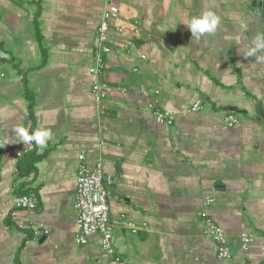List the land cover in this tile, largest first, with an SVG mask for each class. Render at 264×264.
I'll return each mask as SVG.
<instances>
[{"label":"crops","instance_id":"obj_1","mask_svg":"<svg viewBox=\"0 0 264 264\" xmlns=\"http://www.w3.org/2000/svg\"><path fill=\"white\" fill-rule=\"evenodd\" d=\"M251 3L0 0V144L9 141L0 146V264H109L100 234L77 242L81 155L91 168L104 164L125 264H264V61L243 54L264 16ZM109 4L119 9L104 74L114 90L99 104L90 68ZM207 10L220 18L216 31L193 36L182 20ZM199 99L204 108L191 112ZM152 101L173 113L172 125L157 121ZM227 107L239 110L233 127ZM16 126L51 139L26 147ZM23 194L38 199L36 211L15 209ZM210 197L226 260L201 218ZM122 215L148 228L134 234Z\"/></svg>","mask_w":264,"mask_h":264},{"label":"built area","instance_id":"obj_2","mask_svg":"<svg viewBox=\"0 0 264 264\" xmlns=\"http://www.w3.org/2000/svg\"><path fill=\"white\" fill-rule=\"evenodd\" d=\"M118 14L119 9L117 6L112 4L107 5L98 27V44L90 72L95 78L92 88L99 104H102L104 97L111 94L114 90L104 74L106 55L112 52L110 43L112 22L118 17ZM159 93V91L156 92V94ZM148 107L159 123L173 124V113L161 108L156 101L148 103ZM203 108L204 100L199 99L191 107V112H199ZM239 122L240 119L234 112H227L223 118V123L229 127H233L239 124ZM85 160V155H81L80 166L77 171V192L74 202V208L78 216L77 242L79 244H86L90 236L100 234L101 248L107 255L109 264H125L114 241L115 231L111 224L108 190L110 180L105 178L104 164L100 162L96 167L91 168ZM213 203L214 199L212 197L207 198L205 209L201 212V218L206 223L209 236L217 244L218 257L226 260L232 257V251L223 227L209 213V209ZM15 209L27 212L36 211L38 209V199L32 194L20 195L15 202ZM120 221L125 229H129L134 234L143 228H148L147 223H138L126 215H122ZM252 241L251 235H243L242 248L247 250Z\"/></svg>","mask_w":264,"mask_h":264},{"label":"clouds","instance_id":"obj_3","mask_svg":"<svg viewBox=\"0 0 264 264\" xmlns=\"http://www.w3.org/2000/svg\"><path fill=\"white\" fill-rule=\"evenodd\" d=\"M182 23L190 29L193 36L200 37L206 33H214L220 23V18L214 11L207 10L197 16L182 20ZM261 52H264V33H257L254 38L253 46L249 47L243 54L245 57H255L258 61H264V55H258V53ZM13 132L16 136L17 142H23L26 147L35 142L38 148L45 147L47 141L51 139L52 135L49 130L44 128L36 129L30 132L24 126L14 127ZM5 144H0V146Z\"/></svg>","mask_w":264,"mask_h":264},{"label":"water","instance_id":"obj_4","mask_svg":"<svg viewBox=\"0 0 264 264\" xmlns=\"http://www.w3.org/2000/svg\"><path fill=\"white\" fill-rule=\"evenodd\" d=\"M260 0H252V10L251 13L258 19V20H263V16H264V12L260 11ZM263 4V3H262ZM8 58V55L0 50V61L1 62H5L6 59ZM225 111H231V112H238L239 110H237L234 107H227L224 108ZM105 178H107V176H105ZM114 241H115V232H114Z\"/></svg>","mask_w":264,"mask_h":264}]
</instances>
